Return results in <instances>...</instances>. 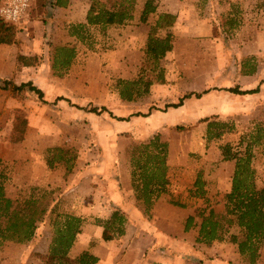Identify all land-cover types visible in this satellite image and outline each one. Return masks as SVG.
I'll return each instance as SVG.
<instances>
[{"label": "rangeland", "instance_id": "374dc122", "mask_svg": "<svg viewBox=\"0 0 264 264\" xmlns=\"http://www.w3.org/2000/svg\"><path fill=\"white\" fill-rule=\"evenodd\" d=\"M51 1L53 0H31L30 10L20 24L17 25V31L34 33L45 31L48 33L49 31L45 29L46 26L44 28V25L33 22L40 20L45 21V25L49 23L47 15L51 12L49 8ZM195 10L198 12V17L192 15L191 20L184 23L183 27L178 30L182 38L177 44L176 53L172 56L167 54L166 58L162 60L161 66L166 71L165 84L169 77L173 78V82L180 83L182 94L194 93L195 90H199L200 93L210 90L209 94L214 92L213 95L198 103L202 107L206 103L212 104L213 114H150L148 117H134L137 121L131 127L127 122L132 119L128 118V121L118 120L120 118L126 119L129 114H109V108L103 107L101 104L72 103L70 101L69 106L73 108V112L80 115L71 117L70 124L65 127L64 121L54 116L53 110L55 108L52 110L44 104L37 103L38 106L45 108L43 114L37 115L38 122L42 123V127L48 130L49 133L38 137V139H36V134H32L26 145H23L25 137L22 142L13 143L20 144L18 147L20 149L17 150L16 155H14L13 150L7 147L3 156L18 158L17 160L14 159V165L8 166L5 164L8 176L16 172L14 166L20 164V161L21 164L34 161L36 165L41 163L42 156L47 165L48 158L58 154L54 150L63 148L76 156L74 169L78 166V170L81 169V173L84 174L83 180L76 183L79 192L84 193L85 190L91 191L93 189L90 184L95 177H93V170L88 173L89 167L97 165V169L103 171L104 166L111 160L117 166L119 165L121 178L128 181L129 184V180H132L131 158L135 153V147L159 135L161 141L168 145L169 151L170 187H168V192L171 191L173 196L178 192L177 196L167 198V203L177 205L173 204L175 211L170 212L165 219L156 220L151 215L145 217L151 225L155 224L154 227H151L152 229L156 226L163 232H172L177 236L182 235L185 231L190 216L195 217L196 222V226L190 234H197L202 221L199 213L202 210H205L207 214L211 209L217 214H225V196L232 188L235 161L224 160L223 146L230 145L233 152L241 155L248 148H251L252 167L256 171L257 184L259 187H264V103L258 104L247 97L227 91L229 88H242L264 82V0H197ZM51 14H53V20L57 21L63 18V15L59 12ZM157 20V15L149 16L144 34L145 30L151 32ZM74 25L76 24L68 25L67 23L58 24L54 22L52 28L54 34L52 36L56 37L57 34L64 36L65 31L72 28L69 29L68 26ZM127 26L135 27L136 25L127 24L123 28L124 35L134 33L133 29L127 28ZM91 32L92 39L83 44L84 47L90 51L114 48L115 44L109 45L112 41L107 40L105 37L107 31L102 34L100 29L96 28ZM167 32L174 35L172 28L165 31L159 30L156 33L157 36L163 37ZM139 33L141 34V32ZM68 44L73 45L72 43ZM144 50L145 47L142 49L140 57L130 54L121 57L120 63L124 59V61L130 62L132 68H135V71H132L131 80L125 81H134L139 78L143 65ZM87 53L88 51H85V54ZM115 60L117 59L113 58L111 62L116 64L117 61L115 62ZM247 61L250 64L260 66L258 79H246L247 75H243L242 66ZM83 63L86 62L83 60L82 65ZM118 63L116 64L117 67H119ZM87 69L95 76L102 73L104 77H100L101 83H104L103 78L115 80L110 89L120 91L118 83L122 79L119 75L115 77L114 72L100 71L102 69L101 65L93 61L89 63ZM119 72L123 73L121 68ZM85 83L87 86L89 85V82L85 81ZM95 90L94 93L96 94L102 91L101 88ZM27 92L28 90H24L19 93L22 96L20 98L22 102L25 101L22 98L26 96L25 93ZM85 92L88 91L81 89L78 94L82 95ZM22 104H30L31 107L35 108L33 100H28ZM52 105L56 104L51 103ZM161 105H165V108L168 106L167 103ZM93 107L107 108L108 112L92 113L90 109ZM153 108L157 109L152 105L151 110ZM115 110L118 111V109ZM12 113L0 114V144L10 141L12 128L17 122V117L26 119L28 127L27 117H29V114H25L22 108L16 109ZM118 113L121 112L118 111ZM109 122H112L111 126H109ZM210 124L212 125L209 133ZM223 124L226 125L224 128L221 127ZM222 129L225 130L224 135L219 139L215 138V134ZM49 141H51L52 147L45 149L41 154L42 150L39 149L41 142ZM30 153L32 155L36 153L37 156L29 155ZM30 156L36 158H26ZM37 158H40V162ZM23 170L28 171L26 168H23ZM36 171L38 174H42L41 168L38 167ZM50 171H54L55 175L52 177L53 183L49 185V188H47V185L31 187L24 182L22 188H16L18 190L14 188L13 192H18L17 199H23L30 195L38 197L44 195V204L50 208L56 207V212L62 213L65 212L69 202L73 200L72 193H67V188L71 184H68L70 181L68 179L69 175L66 174L67 171L64 165H57L56 163L53 169L48 167L47 171H44L45 179H49L51 176ZM199 174H202V178L206 182V199L191 198L190 196V190L194 187ZM25 176L26 179L29 177L28 175ZM104 178L106 177L102 174L100 180H105ZM75 181L73 180V182ZM94 182V185H96L97 178ZM66 184H68V187L64 188ZM180 205H185V207ZM54 217L55 215H49L44 222L39 224L32 242L1 244L0 259L5 262L4 264H10L8 261H13L15 256L22 259V264H44L52 240L51 220ZM96 218L92 214L89 219L93 222L94 219L98 220ZM230 232L240 234V229L233 227ZM95 236L98 237L97 233H95ZM188 237L191 238V235H188ZM136 238H143L146 246L153 247L148 235L144 237L139 235ZM226 241H229V238ZM233 246L236 249L234 253L236 252L239 255L235 263L247 264L239 254L237 246ZM260 256L257 264H264V243L260 249ZM160 259L163 260L158 253H154L145 257L143 262L144 264H156V262L161 264ZM123 264H127V262H123Z\"/></svg>", "mask_w": 264, "mask_h": 264}, {"label": "crops", "instance_id": "0c3cea01", "mask_svg": "<svg viewBox=\"0 0 264 264\" xmlns=\"http://www.w3.org/2000/svg\"><path fill=\"white\" fill-rule=\"evenodd\" d=\"M55 1L56 0H53L49 4L51 12L47 15L49 19L47 25H45V21L42 22L37 20L33 22L44 25V28L46 26L45 29L49 31L48 33L45 31L41 33L19 31L17 33V43L13 45H0V85L4 80H11L17 86L32 82L44 94L41 100L36 93L28 91L25 93L26 96L22 98L25 99V101L22 102L20 100L22 97L21 94H14L12 91L3 90L0 87V114H13L12 112L19 108H22L25 114H29V117H27L29 124L23 145H26V143L30 141L32 134H36V139H38V137L49 133L48 130L42 127V123L38 122L37 115L43 114L45 108L38 106L37 103L44 104V106H48L52 110L55 108V110H53L54 116L64 121L65 127L70 124L71 117L80 115L73 112V108L69 106L70 101H72V103L101 104L103 107L109 108V114H129L127 118L132 120L127 122V124L129 123L131 127L135 125V121H137L134 117H141L135 116L136 114H145L148 116L150 114H213L212 104L209 105L206 103L205 106L202 107L201 104L198 105V103L213 95L212 93L214 92L211 94H204L200 99L193 96L190 99H186L183 106L178 108L170 107L167 109L165 105L163 106L161 104H178L186 95V93H181L180 83L177 81L173 82V78L167 77L166 84H155L152 86L147 96L129 102L121 98L117 89L115 91L110 89L115 80L103 78L104 83H101L100 77L102 78L104 75L101 73L99 76H95L87 69L89 63L93 61L101 65L102 69L100 71L104 70L106 73L114 72L115 77L119 75L122 80H131L132 71H135V68H132L133 66L127 60L124 61V59H122L120 63V59L122 56H128L129 54L140 57L142 49L146 46L149 31L145 30L144 34V29H146L148 22L145 24L141 23V14L147 0H137L134 20L131 22V24H135L136 26H127V28H132L134 33L124 35L123 28L126 27V25L110 27L105 37L107 40L112 41L109 45L115 44L114 48L111 47L110 49L96 51H90L88 48L84 47L81 41L70 35V30H66L64 36H59L58 34L56 37L52 36L54 34L52 30L54 22L58 24L67 23L68 25L86 24L90 0H68V5L65 8L55 6ZM196 2L197 0H155L157 13L150 16L157 15L158 17L159 14L169 13L177 17L176 24L172 27L175 35L174 48L172 52L168 53L169 56L176 53L177 44L182 38L178 30L183 27L184 23H188L189 20H191L192 15L198 17V12L195 10ZM54 12H59L63 15V18L57 21L53 20V14L51 13ZM71 27L72 26H68L69 29ZM96 28L100 29L99 27H91L89 31L91 32ZM126 32L128 31L126 30ZM139 32H141V34ZM68 43H72L73 45H69ZM64 46L74 48L76 57L68 73L64 77H58L55 75L53 68L55 53L57 48ZM85 51H88V53L85 54ZM113 58L117 59L115 60V62L117 61L116 64L119 61V67L111 62ZM83 60L86 63L82 65ZM120 68L123 72L122 74L119 72ZM259 73L260 66L257 65V72L245 78L258 79V76H260ZM110 77L112 76L110 75ZM85 81L89 82L88 86ZM98 88H101L102 91L98 94L94 93V91H96L95 89ZM256 88H260L259 93L244 95V97L258 104L264 103V82L257 85H247L240 89L253 90ZM81 89H86L88 92L82 95L78 94ZM194 93L200 92L199 90H195ZM28 100H33L35 102V108L31 107L30 104H22ZM51 103L56 105L51 106ZM152 105L157 109L153 108L151 110ZM115 109H118L121 113H118ZM161 109H163V111H161ZM123 111L125 113H122ZM111 123L109 122V126L112 125ZM19 145L20 144H11V141L0 144V155L8 166L14 165V159L17 160L18 158H9L7 155L4 157L3 153L6 152L8 147V149L13 150L14 155H16L17 150L20 149L18 148ZM50 147H52L51 141L45 143L41 142V146L39 147V149L42 150L41 154H43L42 152L45 149ZM29 155H32V153ZM33 155L37 156L36 153H33ZM26 158L34 159L36 157L30 156ZM37 159L40 162V158ZM21 163L20 161V164H15L14 170L16 172L13 175H9L7 194L10 197H18V192H13L14 188H22L24 182L28 184L27 186L38 187L47 185V188L53 183L52 177L55 175L53 173L54 171H50L51 176L49 179L44 178V171L46 172L48 167L42 159V156L41 163L36 165L34 161H29L25 164ZM96 166L97 165H93L87 170L88 173L93 170V177H95L90 184V187H93L91 191L85 190L83 193L77 190L78 185L76 183L83 180L84 176V174L81 173L82 170H78V166H76L75 169H73V173L68 176L70 180L68 184L71 183L70 186L68 187V184H66L64 187H68L67 193L70 194L71 192V197L73 198L67 205V208H65V212L79 216L84 220L82 232L70 251V257L76 258L84 251H89L99 259L97 264H123V262H127V264H144L143 259L145 257L158 253L160 258L163 259H160L161 264H236L235 260L239 255L236 254V252L234 253V251H236L233 246L234 244L231 245L232 243L229 241H215L211 245L198 243V232L195 235L190 234L194 227L188 232L184 231L180 236L172 232H163V230L156 228V226L153 229L151 228L154 227L155 224L151 225L145 216L150 217L151 215L156 220L167 218L170 212L175 211V206H173L172 203V205H169L167 203V198L177 196L178 192L175 193L174 196L171 191L162 194L155 201L152 209L146 212L143 202L138 200L135 195L132 187V180H129L128 184V181L121 178L119 174V165L117 166L111 160L104 166L105 168L103 171H99ZM38 167L42 169V174L37 173L36 170ZM23 168H26L28 171L23 170ZM102 174H104L106 178L101 181ZM25 175L29 177L26 179ZM96 178L98 181L96 182L97 186L94 185ZM73 180L76 181L73 182ZM115 211H120L126 217L125 234L111 241H106L103 238L104 228L99 226L97 221L110 220ZM92 214L95 215L98 220L94 219L93 222L90 221L89 218ZM95 233H97L98 237L95 236ZM139 235H143V237L148 235L149 239L152 241L151 246L153 245V247L146 246L143 238L137 239L136 236ZM188 235H191V238H189ZM7 244L16 243H4V245ZM231 246H233V249ZM4 263L5 262L0 259V264ZM8 263L22 264V259H20L19 256H15L14 260L8 261ZM156 264L160 263L156 262Z\"/></svg>", "mask_w": 264, "mask_h": 264}, {"label": "trees", "instance_id": "16d2710c", "mask_svg": "<svg viewBox=\"0 0 264 264\" xmlns=\"http://www.w3.org/2000/svg\"><path fill=\"white\" fill-rule=\"evenodd\" d=\"M136 3L137 0H90L87 23L72 26L70 35L86 44L92 39V34L89 31L91 27H99L101 33L105 34L110 27L127 25L134 20ZM54 5L65 8L68 5V0H56ZM156 13L155 0H147L141 14V23H147L149 16ZM176 21L177 17L173 14L158 15V20L149 33L145 46L139 78L134 81L120 80L118 83L120 96L123 100L135 101L148 95L154 84H165L166 71L161 66V62L168 53L173 51L175 37L171 32H167L163 37L157 36L156 32L169 30L174 27ZM17 33V25L7 24L0 18V45L17 43ZM75 57L74 48L69 46L57 48L53 64L55 75L64 77ZM242 67L243 75L251 76L257 72V65L250 64L249 61ZM0 87L3 90H10L14 94L28 90L36 93L41 100L44 97L43 92L32 82L17 86L11 80H4ZM227 91L244 96L259 93L260 88L241 90L240 87H235L229 88ZM209 92L210 90H205L202 93L186 94L178 104H171L166 108L181 107L186 99L193 96L200 99ZM90 112L101 114L108 110L107 108L93 107ZM135 116L146 117L148 115L136 114ZM118 120L128 121V118ZM16 121L10 138L12 143L22 142L27 128L26 119L17 117ZM225 126L223 124L221 127ZM224 133L225 130L222 129L215 134V138H221ZM138 145L131 158L132 187L137 199L143 202L145 211L149 212L155 201L169 191V151L168 145L161 141L159 135ZM54 151L58 154L48 158V167L53 169L56 163L64 165L66 174H72L76 156L63 148ZM222 153L224 160L235 161L232 188L225 196V214H217L213 209L207 214L205 210H202L199 213L202 221L199 225L197 242L211 245L215 241H225L229 238V241L237 246L239 254L247 264H257L261 257L260 249L264 243V187H259L257 184L256 171L252 167L251 148L241 155L233 152L230 145H226L222 147ZM6 171L5 162L0 155V245L5 242L17 244L31 242L36 236L39 224L44 222L49 215H55L51 220L52 240L44 264H97L99 259L89 251H84L75 259L70 258V251L82 232L84 220L73 214L56 212V207L50 208L44 204V195L40 197L30 195L23 199L10 197L7 194L9 176ZM190 196L198 199L207 198L206 182L203 180L202 174L198 175L194 187L190 190ZM181 207H185V205ZM126 221L124 214L115 211L110 220H100L97 223L104 228L103 238L106 241H111L125 234ZM195 226V217L190 216L185 226V232ZM233 227H238L240 234L231 233L230 230Z\"/></svg>", "mask_w": 264, "mask_h": 264}, {"label": "clouds", "instance_id": "9594fccd", "mask_svg": "<svg viewBox=\"0 0 264 264\" xmlns=\"http://www.w3.org/2000/svg\"><path fill=\"white\" fill-rule=\"evenodd\" d=\"M29 7V0H10L8 7L0 8V18H3L5 23H16L26 15Z\"/></svg>", "mask_w": 264, "mask_h": 264}, {"label": "built area", "instance_id": "2783aa9c", "mask_svg": "<svg viewBox=\"0 0 264 264\" xmlns=\"http://www.w3.org/2000/svg\"><path fill=\"white\" fill-rule=\"evenodd\" d=\"M9 2H10V0H0V8H6V7H8ZM29 4H30V7H31V0H29ZM30 7L26 10V14L29 12ZM25 16H26V15H24V16H23L18 22H16V23L9 22V23H7V24H10V25H18V24H20V22L22 21V19H23ZM1 19L4 21L3 18H1ZM4 22H5V21H4Z\"/></svg>", "mask_w": 264, "mask_h": 264}]
</instances>
